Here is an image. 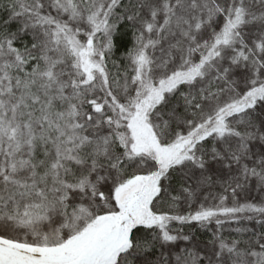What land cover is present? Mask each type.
I'll return each instance as SVG.
<instances>
[{
	"label": "snow or ice",
	"instance_id": "6c2138e0",
	"mask_svg": "<svg viewBox=\"0 0 264 264\" xmlns=\"http://www.w3.org/2000/svg\"><path fill=\"white\" fill-rule=\"evenodd\" d=\"M0 264H264V0H0Z\"/></svg>",
	"mask_w": 264,
	"mask_h": 264
}]
</instances>
